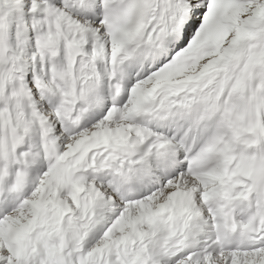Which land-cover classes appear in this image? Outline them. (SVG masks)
Wrapping results in <instances>:
<instances>
[{
	"label": "snow or ice",
	"instance_id": "snow-or-ice-1",
	"mask_svg": "<svg viewBox=\"0 0 264 264\" xmlns=\"http://www.w3.org/2000/svg\"><path fill=\"white\" fill-rule=\"evenodd\" d=\"M0 264H264V0H0Z\"/></svg>",
	"mask_w": 264,
	"mask_h": 264
}]
</instances>
